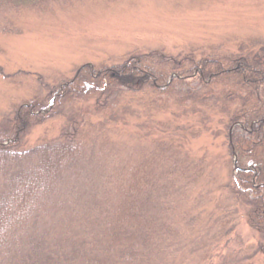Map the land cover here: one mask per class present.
Masks as SVG:
<instances>
[{"label": "rangeland", "instance_id": "1", "mask_svg": "<svg viewBox=\"0 0 264 264\" xmlns=\"http://www.w3.org/2000/svg\"><path fill=\"white\" fill-rule=\"evenodd\" d=\"M3 2L0 130L11 127L21 105L39 100L37 124L18 138L22 149L64 141L77 131L89 146L87 154L95 150L94 157H101L100 146H108L101 158L109 169L98 176H114L125 158L135 163L157 154L160 180L146 194V208L164 220L156 264H264L263 237L246 216L248 188L241 194L234 184L242 175L251 176V188L264 183V167L246 161L251 152L264 159V123L257 143L243 155L228 138L229 116L245 111L239 100L247 99L253 109L264 99L237 86L235 75L205 85L193 75L164 95L149 84L112 90V75L105 80L102 75L103 69L142 54L168 68L198 62L215 71L218 65L211 61L226 66L234 58L264 63V0ZM188 57L194 63L188 64ZM75 84L89 90L70 97L79 92ZM94 157L89 156L92 165ZM72 185L78 191L79 185ZM51 210L52 227L60 229L64 218Z\"/></svg>", "mask_w": 264, "mask_h": 264}, {"label": "trees", "instance_id": "2", "mask_svg": "<svg viewBox=\"0 0 264 264\" xmlns=\"http://www.w3.org/2000/svg\"><path fill=\"white\" fill-rule=\"evenodd\" d=\"M152 56H130L123 64L103 69V79L112 75L109 78L112 90L149 84L164 95L173 93L177 85L193 75L201 85L235 75L237 86L264 99V63L250 64L244 61L247 59L234 58L223 66L214 60L211 63L218 66L211 71L198 62L181 68L180 62L179 67L168 68L167 64L163 67ZM186 60L188 64L194 63L191 57ZM108 83L102 84L101 94ZM75 85H79L76 87L79 92L69 95H80L84 89L86 94L89 90L87 85ZM240 101L245 111L235 110L228 119L233 126L229 144L239 156L257 143L260 125L264 123V101L260 100L253 109L247 99ZM40 104L39 100H31L21 105L11 127L0 130V264L5 257L6 264H156L154 255L161 250L160 243L166 234L159 212L146 208L150 199L146 194L160 180L156 179L161 176L160 158L156 154L135 163L125 158L114 176H98L107 174L109 169L108 160L101 158L108 146H100L101 157H94L95 150L87 154L85 148L89 146L80 141L77 131L69 138L63 137L64 141L22 149L18 143L21 130L37 124L35 112ZM250 154L246 160L250 166L264 167L261 155ZM89 156L94 157V165ZM85 172L91 175L85 176ZM72 184L79 185L78 191ZM234 184L241 194L248 188L243 194L246 216L259 227L264 257V183L251 188V176L242 175ZM54 205L57 210L52 209ZM50 210L62 214L64 225L60 229L52 227ZM165 231L169 233V226ZM31 232L34 237L28 235ZM8 252L12 253V260Z\"/></svg>", "mask_w": 264, "mask_h": 264}]
</instances>
